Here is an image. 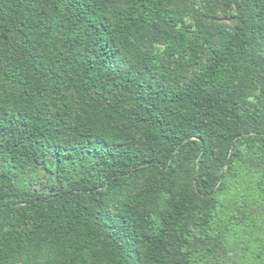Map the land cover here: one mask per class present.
I'll return each mask as SVG.
<instances>
[{
    "label": "trees",
    "instance_id": "1",
    "mask_svg": "<svg viewBox=\"0 0 264 264\" xmlns=\"http://www.w3.org/2000/svg\"><path fill=\"white\" fill-rule=\"evenodd\" d=\"M263 192L264 0H0V264H214Z\"/></svg>",
    "mask_w": 264,
    "mask_h": 264
},
{
    "label": "rangeland",
    "instance_id": "2",
    "mask_svg": "<svg viewBox=\"0 0 264 264\" xmlns=\"http://www.w3.org/2000/svg\"><path fill=\"white\" fill-rule=\"evenodd\" d=\"M243 186L248 184V179H243ZM250 227L242 229L234 240L228 239L227 254L218 258L214 264H253V256L264 242V192L253 202L249 203ZM255 225V226H254Z\"/></svg>",
    "mask_w": 264,
    "mask_h": 264
}]
</instances>
